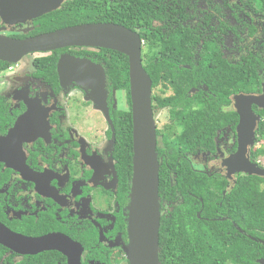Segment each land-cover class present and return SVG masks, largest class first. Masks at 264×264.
Here are the masks:
<instances>
[{"label":"flooded vegetation","instance_id":"af4514ba","mask_svg":"<svg viewBox=\"0 0 264 264\" xmlns=\"http://www.w3.org/2000/svg\"><path fill=\"white\" fill-rule=\"evenodd\" d=\"M0 11V35L14 39L58 17L71 23L64 28L118 26L138 38L165 177L161 263L249 264L248 175L229 161L239 110L253 98L246 159L264 170L253 158L264 117V0H0ZM57 53L54 71L35 65L53 52L0 71V264H130L131 179H121L116 132L128 113L132 126V107L129 79L126 90L110 77L124 59L129 71L128 57L99 47ZM61 57L88 65L68 62L61 82ZM180 170L199 179H176Z\"/></svg>","mask_w":264,"mask_h":264},{"label":"water","instance_id":"95a60500","mask_svg":"<svg viewBox=\"0 0 264 264\" xmlns=\"http://www.w3.org/2000/svg\"><path fill=\"white\" fill-rule=\"evenodd\" d=\"M68 47L109 48L128 57L132 107V175L127 219L129 245L126 251L130 264H159V162L151 108V82L141 65L138 38L121 27L99 24L68 27L25 39L0 35V62L17 64L30 54H49ZM68 62L77 69L88 65L84 60L61 57L57 64L61 82L68 76ZM77 82L84 84L83 80ZM246 99L247 106L239 110V151L229 162L231 165L239 163V170L249 176L263 178L264 170L246 159V146L251 142L255 124L250 107L256 102L253 98ZM250 239L255 241L254 238ZM260 243L264 246L263 242ZM259 262L264 264L263 261Z\"/></svg>","mask_w":264,"mask_h":264},{"label":"trees","instance_id":"16d2710c","mask_svg":"<svg viewBox=\"0 0 264 264\" xmlns=\"http://www.w3.org/2000/svg\"><path fill=\"white\" fill-rule=\"evenodd\" d=\"M56 22H59L58 25L49 27L47 25H42L39 30L36 31L35 36H39L42 34L64 29V26L71 25V23H67L65 19L62 17L56 18ZM33 36V37H35ZM25 39V38H24ZM57 51L53 52V55L48 57H43L37 59L35 61V65L37 63L42 62H50L47 68H50L54 71L55 63L57 60ZM125 64L122 67V72L112 73L110 77L116 78L121 88L128 89V67L126 61L124 59ZM8 63L0 62V71L4 70L8 67ZM237 79H241L240 73L235 74ZM125 119L120 126V130L116 132V156H118L120 167L119 172L122 180H130L132 175V126H131V116L130 113L125 115ZM258 139L262 140V143L259 145L260 148L256 150L253 154V158L256 159H264V117L263 121H261L258 129ZM176 179H184V180H198V176L190 171H176ZM163 169L159 166V193L162 189V181L164 179ZM201 177V183H202ZM241 180H245L247 182L246 188L242 185H239V191L237 195H242L240 192L241 189L245 188L244 195L249 197L250 201V209H249V223H250V231H249V264H257V259H264V246L262 243L258 241H263L264 243V233H256L254 230L259 228L264 231V192L260 190L259 183L264 182V178H260L257 176H243L240 178ZM129 182V181H128ZM125 184V183H124ZM160 199V195H159ZM160 205V203H159ZM250 238H254L255 241ZM162 221H160L159 227V264L162 260Z\"/></svg>","mask_w":264,"mask_h":264},{"label":"rangeland","instance_id":"374dc122","mask_svg":"<svg viewBox=\"0 0 264 264\" xmlns=\"http://www.w3.org/2000/svg\"><path fill=\"white\" fill-rule=\"evenodd\" d=\"M22 32V31H21ZM25 61V59H22L20 62L22 63V62H24Z\"/></svg>","mask_w":264,"mask_h":264}]
</instances>
